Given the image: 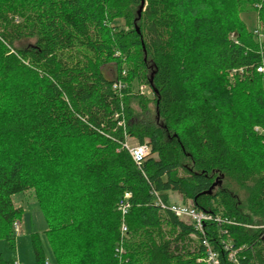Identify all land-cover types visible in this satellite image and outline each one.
Instances as JSON below:
<instances>
[{
	"label": "trees",
	"instance_id": "trees-1",
	"mask_svg": "<svg viewBox=\"0 0 264 264\" xmlns=\"http://www.w3.org/2000/svg\"><path fill=\"white\" fill-rule=\"evenodd\" d=\"M141 2L0 0V239L16 248L13 195L33 189L58 264H208L205 239L219 264H264V39L242 18L264 33V0ZM126 136L150 146L140 166ZM171 192L225 221L196 230Z\"/></svg>",
	"mask_w": 264,
	"mask_h": 264
},
{
	"label": "rangeland",
	"instance_id": "rangeland-1",
	"mask_svg": "<svg viewBox=\"0 0 264 264\" xmlns=\"http://www.w3.org/2000/svg\"><path fill=\"white\" fill-rule=\"evenodd\" d=\"M242 18L245 21L247 29L250 32H254L259 28L258 16L256 11L251 10L244 12L242 13ZM115 23L118 24V27L125 32L130 29V27H128L129 24H127V22L123 18H118ZM111 66L112 64L109 67ZM229 77L232 82L234 80V77L231 73ZM142 85L144 84H137L135 82L132 83L134 91H137L138 87H141ZM141 92L149 98V102L147 103L148 111L146 113L143 112L139 105V102H134L133 107L135 109V112L140 114L142 118H156V103L153 98V91L149 87H145ZM128 143L130 145H136L139 143V141L136 138L129 136ZM224 186H228V188H230L231 190H237L242 199L243 197L245 199L246 193L240 188V180L238 176L231 175L230 177H228V180H226ZM174 202H184L183 196L179 193L171 192L169 204H172ZM13 203L15 206L23 208L22 215L19 220V232H17L16 235V248L12 250L9 240L6 238H2L0 239V252L7 259H16L17 264H37L34 249L35 237L43 249L44 258L47 259L49 264H58L52 252L50 242L46 234V230L48 228L47 220L34 197V190L28 189L26 191L14 194ZM184 203L192 204L191 201H187Z\"/></svg>",
	"mask_w": 264,
	"mask_h": 264
},
{
	"label": "built area",
	"instance_id": "built-area-1",
	"mask_svg": "<svg viewBox=\"0 0 264 264\" xmlns=\"http://www.w3.org/2000/svg\"><path fill=\"white\" fill-rule=\"evenodd\" d=\"M256 35H258L259 39H264V33L257 29L255 31ZM259 72H264V63L261 64L258 69ZM114 88L117 89L119 92L123 88H125L124 83L121 81L116 82L114 84ZM145 88L144 85L140 87V90L143 91ZM125 147L129 150V153L137 165H141L142 162L147 158L150 153V146L147 143H138L136 145H130L128 143V136H126L125 140ZM130 193L126 192L123 197L120 199L119 202V209L122 212L123 217L129 213L131 208V203L129 201ZM172 213H174L177 217L187 222L192 223L196 230L205 233L206 223L207 222H216L219 225L225 221L219 214H214L209 211L201 210L195 207L193 204H187L184 202H174L169 204L168 206ZM19 222L14 224L16 233L19 232ZM128 231V225L124 222L122 224V232L126 233ZM204 245L206 246V257L203 259L208 264H219V254L216 250L213 249L212 245L206 239L203 241ZM225 247L229 249L230 243H225ZM232 248V247H231ZM238 250L232 249L230 253V258L237 262V254ZM47 264L49 262L47 261Z\"/></svg>",
	"mask_w": 264,
	"mask_h": 264
},
{
	"label": "water",
	"instance_id": "water-1",
	"mask_svg": "<svg viewBox=\"0 0 264 264\" xmlns=\"http://www.w3.org/2000/svg\"><path fill=\"white\" fill-rule=\"evenodd\" d=\"M145 6H146V0H142L141 6H140V10H139V14L142 13V11L144 10Z\"/></svg>",
	"mask_w": 264,
	"mask_h": 264
}]
</instances>
